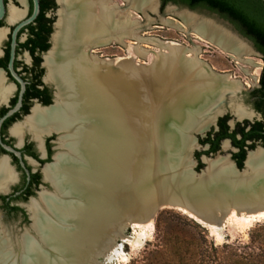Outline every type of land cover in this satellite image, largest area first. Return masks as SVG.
<instances>
[{
    "label": "bare ground",
    "instance_id": "6f19581e",
    "mask_svg": "<svg viewBox=\"0 0 264 264\" xmlns=\"http://www.w3.org/2000/svg\"><path fill=\"white\" fill-rule=\"evenodd\" d=\"M56 1L59 9L52 40L53 46L45 57L44 64L47 67L46 81L53 82L57 87V99L55 98V105L51 109L34 108L26 123L30 125L29 131L34 134L36 140L53 130H66L65 136L59 140L61 149L66 153L56 155L55 163L51 167L46 166L43 171L45 180L54 186L55 193L40 195V202L33 201L31 205H28L31 218L34 220L32 226L38 238L26 242L22 248L19 242L17 246H13L11 239L5 234L9 242L7 245V240L5 242V237L1 236V264H84L85 262L94 264L96 257L102 251L110 249L116 257L120 255L113 247V241L122 234L125 223L112 214L113 207H116L113 196L118 195V188L124 185L125 174L121 164L127 165L128 158L125 157L121 163L119 162L120 168L115 150L102 143L98 148L99 160L94 161L96 172L93 169L94 172L87 173L78 167V169L74 168L67 162L73 158L74 154V156L78 154L76 151L85 143L87 134V129L81 128L82 120L86 119L83 112L85 102L80 93L81 87H76L74 83L75 79L89 77L93 82L97 79L94 64L87 60L85 53L84 56L79 53L80 44L89 41L106 46L112 42L122 44L126 38H136L137 35L134 34L139 29L138 21H132L131 13L121 11L114 0ZM121 1L127 8L130 7V10L137 11L143 16L148 12H156L157 0ZM167 12L172 11L169 9ZM178 16L185 26L172 20L168 23L165 20L164 23L178 31H185V28L192 29L200 37L231 54L235 62H240L241 55L249 52L243 42L212 22L202 21L195 24V20L186 14ZM136 40L139 39L136 38ZM146 43L160 50L155 53L153 64H151L153 79L160 81L161 85L169 83L168 86L175 87L177 96L173 105L176 106V113L180 112L183 102L189 105H206L209 102L207 96L211 94L222 95L229 92L233 97L230 102L235 103L234 95L240 90V84L230 81L231 77L228 73H215L213 69L198 61L195 57L197 50L190 51L173 42L162 43L153 39L146 40ZM134 52L143 57L147 53L138 47L134 49ZM67 56L71 57L70 62H61ZM92 62L98 63L97 69L102 70V67L106 69L99 74L98 79L101 81L94 91L97 105H105L106 100L111 98V101L114 100L127 109L131 119H136L137 116L133 111V97L137 92L141 95V91L130 82L131 80H128L127 84L121 80L134 69L132 57L114 59L113 63L118 68L119 75L114 72L110 74V77L106 68L109 65L108 62H98L96 58ZM114 102L111 103L113 107H115ZM230 102L228 109L237 120L247 116L245 110ZM145 103L147 106V100ZM213 104L216 105V103H208L196 111L194 116L188 117L190 125L196 132L207 131L214 119L224 114L225 110L218 107L212 118L205 119L204 113H207ZM140 110L143 114L149 113L148 107H138L137 111ZM22 130V127L18 126L12 132L21 138ZM225 148H227L226 144ZM89 150L91 155L95 152L93 146H89ZM247 171L245 184L248 183L250 188L244 196L248 200L246 206H243L245 211L239 213L237 210H232L225 219L226 222L235 223L242 229L264 220V150L250 155ZM14 179L13 172L6 161H1L0 193H8ZM119 195L123 202L122 206L126 210L132 194L124 189ZM146 206L147 204L144 203L139 205L137 213L139 217H143L149 211ZM181 212L190 217L186 210L183 209ZM55 215H58L60 220ZM133 227V235L126 239L131 247L137 246L148 237L146 229L152 228V221L149 220L143 225L134 223ZM208 229L219 236L212 228ZM46 232L48 238L59 246L60 254L56 253L55 258H49L45 253L39 252L42 248L47 249L49 245L40 246L45 242L43 233ZM30 254H35L36 259H32ZM66 256L71 257L70 262L66 261L67 259L64 258Z\"/></svg>",
    "mask_w": 264,
    "mask_h": 264
},
{
    "label": "water",
    "instance_id": "95a60500",
    "mask_svg": "<svg viewBox=\"0 0 264 264\" xmlns=\"http://www.w3.org/2000/svg\"><path fill=\"white\" fill-rule=\"evenodd\" d=\"M32 1L34 9L31 18L27 22L16 27L12 34L9 71L14 79L21 85V93L17 108L20 106L22 94L24 92V83L13 73L12 69L14 48L16 45L15 39L18 31L24 25L32 22L39 14V1ZM262 1L264 2V0ZM157 2L158 5L161 4V0H157ZM57 6L59 9L58 4ZM3 14V0H0V19L3 17ZM164 15H168L166 10L164 11ZM159 20L162 23V21L166 19L160 16ZM231 35L243 43L246 41V38L241 34L231 33ZM103 47H106V45H100L94 41H89L81 43L78 48L79 53L83 54V56L85 53L87 60L94 64L93 68L95 67L97 70V79H95L94 82L89 77L88 79L79 77L75 79L74 83L76 87H81L80 93L85 102L83 112L86 119L82 120L81 128H86L87 134L85 135V143L76 151L78 154H76V156H74V154L73 158L71 160L69 159L67 163L87 173L94 172L93 169H95L96 172L94 161L96 162V160H99L98 156H100V153L98 148L102 143L107 144L115 150L119 167V162L121 163V160L125 157L128 158L127 165L125 163L121 164L125 174L124 185L118 188V195L113 196V198H115L116 207H113L112 214L125 223L122 234L114 239L113 247L122 254L123 246H129L126 239L133 235L134 223L143 225L149 220L153 221L157 213L164 209L178 211L184 209L190 214L189 218L196 224L208 231V228H212L216 233L220 234L222 238V233L227 224L225 219L228 218L229 213L232 210H237L239 213L244 212L243 206H246V202H248L246 197H244L250 188L248 183L245 184L247 181L246 173L248 172L247 161L252 153L264 150L261 146H256L253 150H247L242 169H238L231 158L236 150L231 148L228 140H224L222 142V149H224L226 144L227 148L232 150V154L226 158H222L219 155L215 156L216 154H220V151L208 156L202 155L200 157V163L203 165V168L196 171L198 162L194 157L195 152L198 149L202 150L200 152H206L208 150L206 146L203 147L199 144V139L204 138L211 127H215L219 117L227 112L232 115V112L228 109V103L233 98L232 95L226 92L222 95L211 94L207 96L209 101L207 104L216 103V105L214 106L213 104L214 107L212 106L207 113H204L205 119L208 120L212 118L214 111L218 107H221L225 112L223 115L214 119L207 131L196 132L193 126L190 125L188 117L194 116L196 111L202 109L207 104H203L204 106L201 104L189 105L183 102L180 107V112L176 113V106L173 105L175 97L177 96L175 87L168 86L169 83H167V85L166 83L161 85L160 81L153 79L151 71L152 65L148 67H137L134 65V69L128 73L127 77L121 79L124 84H127V81L131 80L130 82L141 91V95L138 92L134 93L133 111L137 117L136 119H131L127 109H124L120 103L112 100L115 103V107L112 106L110 97L109 100L105 99L107 101L105 105L98 106L97 102H95L97 98L94 95V91L98 88L97 86L101 81L98 79V76L102 70L104 72L106 69L104 67H102V70L97 69L98 63L95 64L92 62L93 59L96 58L98 62L106 61L109 63L106 67L108 69V77L114 72L118 74V68L115 63H113L114 59H104L101 58L99 54H95V51ZM248 54L256 55L252 48H249ZM70 59L71 57L67 56L63 58L61 62L69 63ZM52 85L55 87L57 93L56 85L54 83H52ZM103 87L105 86L103 85ZM234 96L236 98L237 94ZM145 99L147 100V106L145 105ZM138 107H148L149 113L143 114L142 110L137 111ZM122 108L124 110H122ZM13 112H9L5 117L12 115ZM235 120L237 119L235 118ZM230 126L233 128L234 122L230 123ZM73 129H75L74 126ZM52 132L58 135V143L66 134V130H53ZM89 146H93L95 149L92 155ZM6 150L11 152L9 149ZM16 156L19 157L18 154H16ZM54 163L55 158L53 164ZM53 164L49 166L51 167ZM43 182L50 187L51 192L40 191L36 194V199L31 198L29 200L28 205L32 201L40 202V195L55 193L54 186L45 180L44 173ZM124 189L127 191L129 190L132 194L126 210L122 206L123 202L121 201V195H119ZM141 203L147 204L146 207L149 209L143 217H139V214H137L139 212L138 207ZM28 205H23L22 207L28 214V220L30 221L29 228L16 235L14 239L10 233L7 232L13 246H17L21 243V247L23 248L26 242L38 238V234L34 231L32 226L34 220L31 218ZM40 205L44 208L42 204ZM55 217L60 220L58 215H55ZM3 228L4 227H1L0 229V240ZM127 231H131V234L127 235ZM43 234L45 242L40 246L45 247L49 245L47 249L42 248L39 252L45 253L49 258H55L56 253L60 254L59 246L48 238L47 232ZM34 255H31L33 257L32 259H36V255ZM64 258L67 259L66 261L70 262L71 257L67 258L66 256ZM1 260L0 251V264ZM116 260V255L109 249L102 251L100 255L96 257L94 264H112ZM84 264L91 263L85 262Z\"/></svg>",
    "mask_w": 264,
    "mask_h": 264
},
{
    "label": "flooded vegetation",
    "instance_id": "af4514ba",
    "mask_svg": "<svg viewBox=\"0 0 264 264\" xmlns=\"http://www.w3.org/2000/svg\"><path fill=\"white\" fill-rule=\"evenodd\" d=\"M38 1V16L24 25L15 39L12 69L24 83V92L18 108L21 85L9 71L12 34L16 27L31 18L34 9L33 1L3 0L4 14L0 19V162L6 161L15 176L14 183L9 186V192L0 193V209L7 216L20 215L23 219H27L28 214L20 203H29L32 197H36L37 191L41 190L40 187L44 184V169L53 164L54 158L61 152L56 133L41 135L39 140H36L34 134L29 131L30 125L26 123L34 108L51 109L57 99L53 82L46 81L47 67L44 62L53 46L58 6L56 0ZM246 40L259 59L256 64L251 63L256 65L259 71L258 74L253 73L257 78L255 84L252 86L243 84V87L250 88L246 94L249 108H243L247 116L242 120H235L232 116L235 121H239L232 128L226 116L230 113L227 112L217 119L215 127H211L206 135L211 132L217 133L220 129L219 120L227 118L225 126L228 134L236 131L238 127L239 132L235 136L237 140L241 141L244 134L250 135L244 140V146L253 145L254 148L256 146L264 148V53L260 52L252 41L247 38ZM9 112L13 114L5 117ZM18 126L24 128L21 138L12 132ZM228 141L237 153L238 149L232 146L230 140ZM205 146L209 149V145L203 147ZM245 150L247 152L248 149L245 148ZM15 208L20 211L14 210Z\"/></svg>",
    "mask_w": 264,
    "mask_h": 264
},
{
    "label": "rangeland",
    "instance_id": "374dc122",
    "mask_svg": "<svg viewBox=\"0 0 264 264\" xmlns=\"http://www.w3.org/2000/svg\"><path fill=\"white\" fill-rule=\"evenodd\" d=\"M114 1L120 7L121 11H127L128 13H131L132 21H138L137 23L139 29L134 35H137L136 38H138L139 40L137 41L136 38H126L123 40L122 44L112 42L106 47L100 48L95 51V54H99V56L104 59L115 60L130 56L132 57L135 66L148 67L153 63L155 53H158L160 50L158 49V47L146 43V40L153 39L158 40L162 43L173 42L183 48H186L187 50H197L195 57L198 61L213 69L215 73H228L231 77L230 81L238 82L239 84H241L240 90L236 92L237 97L235 103L231 101L232 103L230 102V104L240 106L242 109L249 108V103L246 100V94L248 93V91H250V88L243 87V84L246 83L249 86L255 84L257 78H255L256 76L253 73L258 74L259 71L257 70L256 65L252 64H256L257 62H259L258 57H256V55L248 54V52L241 55L240 62H235V59L231 58V54L226 53L210 41H207L206 39L200 37V35H197V33H195L192 29L185 28V31H178L173 27L167 25L169 20H172L177 24L185 26L178 15L186 14L187 16H190L195 20V24H198L202 21H210L214 25L224 29L225 31L228 30L233 34H240L234 24H232L222 16L209 12L205 9H196L192 11L186 7L173 5L170 3L162 7V5H158L157 2L156 12H148L143 16L137 11L130 10V7L127 8V6L124 5L121 0ZM169 9L172 11L171 13L167 12V10ZM165 10L168 15H164ZM160 16L163 19H166L167 23H164L165 20H163L161 23L159 20ZM245 43L243 44H245L247 48H252L251 44L247 40L245 41ZM137 47L139 49L147 51L144 57L135 54L134 49ZM229 115L230 114H226V116H228L229 124L232 122H234V124L239 122L235 121L232 115ZM222 145L223 144L221 143L219 148L220 154H216L215 156L219 155L222 158H226L232 154V150L230 148L222 149ZM59 148L61 149L60 145ZM198 151L200 152L202 150L198 149L195 153H199ZM65 153L66 151H62L61 149V153L58 154ZM40 188L42 189L37 191L38 193L42 190L51 192V189L47 184L41 185ZM32 198L36 199V197ZM20 204L28 205V202H21ZM191 221L194 222L187 215L178 210L164 209L162 211H159L152 221V228L149 230L146 229L148 237L137 244V246L131 247L124 245L122 248V254L119 252L120 255L116 257L117 260L112 264H147V258L149 257L148 252H151L152 250H155L156 247H159V241L164 235H171L180 239H187L191 234H193L196 229ZM258 222L264 223V220H260ZM256 224L257 222L253 223L247 228L242 229L235 223L227 222L224 232L222 233V238L220 234L219 236H216L207 230L208 237L217 246L224 244L227 240L230 241V243L236 241L246 243L248 241L249 230ZM29 226L30 221L28 220V218L23 219L20 215L7 216L0 209V229L1 227L5 228H3L1 231V236L3 238H6V235L10 238V236L7 234L8 232L14 239L16 235L22 233L25 229H28ZM130 234L131 231H127V235ZM5 238L4 240L6 242L7 238ZM6 244L9 245L8 240Z\"/></svg>",
    "mask_w": 264,
    "mask_h": 264
},
{
    "label": "trees",
    "instance_id": "16d2710c",
    "mask_svg": "<svg viewBox=\"0 0 264 264\" xmlns=\"http://www.w3.org/2000/svg\"><path fill=\"white\" fill-rule=\"evenodd\" d=\"M179 5L189 10L205 9L218 14L230 21L237 31L252 41L260 52L264 53V2L262 0H161L162 7L167 4ZM227 118L219 120V131L208 133L204 139H199L201 146L209 145L206 152L195 153L198 162L196 171L203 168L200 163L202 155L216 154L220 142L230 140L238 152L232 154V161L238 169H242L246 150L254 146H244V140L250 135L244 134L241 141L236 139V131L227 133L225 126ZM242 134V130H240ZM14 210L20 211L18 208ZM196 231L187 239L164 235L159 241V247L148 252L147 264H264V223H257L248 232L246 243L226 241L215 245L208 237L205 228L191 221Z\"/></svg>",
    "mask_w": 264,
    "mask_h": 264
}]
</instances>
